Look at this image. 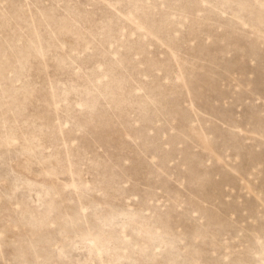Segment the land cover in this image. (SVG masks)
I'll return each mask as SVG.
<instances>
[{"label":"rangeland","instance_id":"rangeland-1","mask_svg":"<svg viewBox=\"0 0 264 264\" xmlns=\"http://www.w3.org/2000/svg\"><path fill=\"white\" fill-rule=\"evenodd\" d=\"M0 264H264V0H0Z\"/></svg>","mask_w":264,"mask_h":264}]
</instances>
